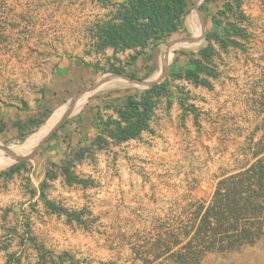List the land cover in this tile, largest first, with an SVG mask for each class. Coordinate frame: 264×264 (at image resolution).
Masks as SVG:
<instances>
[{
    "label": "crops",
    "instance_id": "0c3cea01",
    "mask_svg": "<svg viewBox=\"0 0 264 264\" xmlns=\"http://www.w3.org/2000/svg\"><path fill=\"white\" fill-rule=\"evenodd\" d=\"M124 1L0 0V139L23 134L55 98H61L62 84L80 72L84 63L139 73L146 52L133 61L135 50L95 51V27L110 20L117 4ZM241 10L251 42L239 39L240 47L221 48L212 41V61L218 73V78L209 79L212 89L176 77L191 65V53L180 55L167 69L166 90L154 98L149 129L137 138L121 143L112 138L115 123L121 122L118 109L124 108L128 96L101 95L67 120L32 160L0 172V264H61L48 252H66L80 239L82 231L73 235L67 216L47 206L49 202L70 213L85 207L89 186L69 185L65 167L79 178L96 184L94 180H99L113 191L120 181L115 177L120 167L134 159L174 156L178 148L193 145L199 137L197 123L204 112L241 101L247 70L264 66V0H243ZM188 24L191 30L196 23L189 19ZM245 48L254 53L249 55ZM194 59L200 56L196 54ZM128 60L136 68L129 67ZM256 91L255 83L251 96L255 93L257 97ZM64 111H55L41 129ZM0 154L11 157L2 150ZM231 255H237L238 264H264V233L254 245H245Z\"/></svg>",
    "mask_w": 264,
    "mask_h": 264
},
{
    "label": "rangeland",
    "instance_id": "374dc122",
    "mask_svg": "<svg viewBox=\"0 0 264 264\" xmlns=\"http://www.w3.org/2000/svg\"><path fill=\"white\" fill-rule=\"evenodd\" d=\"M194 2L195 0H188L191 10L189 15L194 12ZM224 3L225 0H211L202 4L205 35L214 31L216 24L213 19L217 17L222 28L232 30L235 26L244 29L246 33L239 39L246 44L250 43L247 28L243 27L247 20L240 19L236 9L227 12L225 16L219 15ZM189 15L178 33L149 45L143 51L146 55L142 57L140 68L137 69L141 72L137 74L128 68L121 75H132L136 80L145 82H151L160 75L162 55L168 44L177 39L191 37L187 23ZM201 42L199 47L178 49L168 67L178 56L198 52L209 43L206 39ZM213 42L221 47L219 43ZM244 50L249 55L254 53L249 48ZM127 65L136 68L129 60ZM92 66L86 71L78 70L70 75L61 86V98H55L24 129L23 134H9L7 139H0L2 146H13L14 149L10 152L16 154L15 146L23 144L28 136L38 132L56 110L64 105L69 106L85 88L114 75L112 71L116 69L96 64ZM143 71L147 72L146 75H142ZM245 77L247 78L241 101L203 113L201 123H197L199 137L194 139L193 145L178 148L174 156L164 155L128 162V165L118 169L119 173L115 177L120 181L113 191L100 184L99 180H94L97 184L90 183L93 182L90 180L85 207L78 212L72 211L80 216V221L73 220L71 223L73 235L78 230L82 231L80 239L76 243L73 241L66 252H48L56 257L54 261L62 262L61 264H143L144 259L153 261L154 264H167L168 255L157 261L154 259L155 256L163 254L157 248L158 240H166L169 233H181V229L189 225L191 213L198 205L204 204L207 208L211 204L220 180L258 160L254 153L258 149L257 144L264 138V66H257L256 69L255 66L249 67ZM255 83L257 97L255 93L251 96V88H254ZM146 89L148 88L124 80L112 81L93 91L82 109L70 118L76 117L92 100L101 95H139ZM24 162L26 161L0 167V172ZM193 234L191 230V236ZM187 241L184 240V244ZM179 249L180 247H176L173 253ZM233 252L206 253L201 264H238L237 255H231Z\"/></svg>",
    "mask_w": 264,
    "mask_h": 264
},
{
    "label": "trees",
    "instance_id": "16d2710c",
    "mask_svg": "<svg viewBox=\"0 0 264 264\" xmlns=\"http://www.w3.org/2000/svg\"><path fill=\"white\" fill-rule=\"evenodd\" d=\"M242 2L243 0H225L219 15L225 16L227 12L236 9L240 19L245 20L246 17L241 10ZM190 12L188 0H126L117 4L110 20L95 27L93 32L97 39L95 51L104 52L107 48H113L115 53L135 50L137 52L132 58L134 61L149 45L164 41L178 33ZM213 21L216 24L214 31L205 35L208 45L197 53L192 52L191 65L176 74V77L190 81L197 87L208 89L213 88L209 79L218 78L212 61L215 55L212 41L219 43L223 48L239 47L236 39L242 38L246 33L244 29L235 26L232 30L222 28L217 17H214ZM196 54L200 59H194ZM92 67L91 64L84 63L80 69L86 71ZM112 72L118 75L124 73L119 68ZM129 77L136 80L132 75ZM165 90L166 84L163 82L146 89L141 95L128 96L124 108L118 109L121 122L115 123L116 129L112 133V138L121 143L135 139L143 130H148L156 105L154 98ZM122 122H125V126H122ZM63 126L64 124L61 128ZM97 142L101 144L102 141ZM257 147L254 156L258 160L246 164L239 169L240 171L220 180L211 204L207 208L204 204L198 205L191 213L189 225L184 226L181 233H169L166 240H158L157 248L162 250L163 254L155 256V261L168 255L167 264H201L206 253L237 251L245 245H254L263 236L264 138ZM64 175L69 185L80 184L84 187L89 185L88 179L79 178L70 172L68 166L64 168ZM47 206L56 213L66 215L70 222L80 221V216L76 212H67L49 202ZM191 230L194 232L192 236ZM184 240H188L186 244ZM176 247L180 249L173 253ZM142 263L154 264L153 261L144 259Z\"/></svg>",
    "mask_w": 264,
    "mask_h": 264
},
{
    "label": "water",
    "instance_id": "95a60500",
    "mask_svg": "<svg viewBox=\"0 0 264 264\" xmlns=\"http://www.w3.org/2000/svg\"><path fill=\"white\" fill-rule=\"evenodd\" d=\"M201 1L202 0H195L194 2V7H193V11L196 12L197 17H198V21L200 23V26L202 28V34L199 37H190V38H184V39H177L174 40L172 42H170L168 44V46L165 49V53L162 55V69H161V77L154 81V82H145V81H138V80H132L130 77L127 76H122V75H118V74H114L112 76L103 78L97 82H95L94 84H92L91 86L85 88L76 98H74L71 102V104L69 105V109L67 110V112L65 113V115L61 118V120L53 127V129L50 131V133L43 139V141L39 144L38 146V152L42 150V147L44 146V144H46V142L54 135L55 132H57L61 126L72 116L73 112L75 111V104H73L75 99H81L83 96H85L87 93H89L90 91H95L98 88L104 86L107 83H110L112 81L115 80H124L130 83H134L137 84L139 86L145 87V88H150L155 84H159L161 81H163L166 77V72L168 69V65L166 63V60L169 57V54L172 50V48L178 44H197L199 42H201L202 40L205 39V33H206V26H205V20H204V16H203V12L201 10ZM7 146H2L0 147L1 150H3L7 155L11 156V157H17L16 154L10 152L8 150V148H6ZM37 155V154H36ZM36 155H32V156H27V157H18L19 161H30L32 160ZM18 161V162H19Z\"/></svg>",
    "mask_w": 264,
    "mask_h": 264
},
{
    "label": "bare ground",
    "instance_id": "6f19581e",
    "mask_svg": "<svg viewBox=\"0 0 264 264\" xmlns=\"http://www.w3.org/2000/svg\"><path fill=\"white\" fill-rule=\"evenodd\" d=\"M206 0H202L201 1V4H204V2H205ZM202 6V5H201ZM189 19H194L195 20V22H196V24H195V26H193L192 24H190V27L192 28V26H193V28L190 30V32H191V36L192 37H194V38H196V37H199L201 34H202V28H201V26H200V23H199V21H198V17H197V14H196V12L194 11L193 13H191L190 15H189V17L187 18V21L189 22ZM187 22V23H188ZM189 27V26H188ZM196 27H198V30H199V32H196L194 29H197ZM194 34H193V33ZM201 43L202 42H199V43H197V44H178V45H176V46H174L173 48H172V50H171V52H170V54H169V57H168V59L166 60V63L167 64H169V62H170V56L172 55V56H174V53H175V51H177L180 47H191V48H194V47H199L200 45H201ZM192 46H194V47H192ZM164 53H165V51H164ZM173 58V57H172ZM162 62H163V59H162ZM158 77V78H157ZM154 80H152V81H156V80H158L160 77H161V71H160V75H158ZM151 81V82H152ZM91 93H93V91H90L89 93H87L85 96H83L81 99H75L74 100V102H73V104H75V106H76V108H75V111L73 112V114L72 115H74L75 113H77L78 111H80L81 109H82V107L86 104V102H87V100H88V98H89V96L91 95ZM61 109H65V111H64V113H63V115L60 117V118H58L55 122H53L52 124H50V125H48L47 127H45V128H43V129H41V130H39L38 132H35L34 134H32V135H30L26 140H25V142L23 143V144H21V145H19V146H15V147H20L18 150H16V156L17 157H9V158H5V157H3L1 154H0V167H7V166H10V165H12V164H15L16 162H18L19 160H18V157H27V156H32V155H34L37 151H38V146H39V144L43 141V139L50 133V131L53 129V127L61 120V118L65 115V113L67 112V110L69 109V106H66V105H64L62 108H60L59 110H61ZM57 111V110H56ZM52 117V116H51ZM50 117V118H51ZM49 118V119H50ZM48 119V120H49ZM47 120V121H48ZM46 124V123H45ZM44 124V125H45ZM43 136H45L38 144H37V146L36 147H34L33 149H31L30 151H28L35 143H36V141L39 139V138H41V137H43ZM0 147H2V145H0ZM7 148V147H6ZM1 150V149H0ZM8 150H10L9 148H8ZM3 151V150H2ZM3 153L5 154V155H7L4 151H3ZM8 156V155H7Z\"/></svg>",
    "mask_w": 264,
    "mask_h": 264
}]
</instances>
